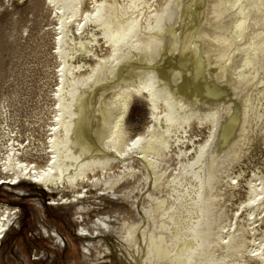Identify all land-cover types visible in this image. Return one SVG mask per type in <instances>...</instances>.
Listing matches in <instances>:
<instances>
[{
    "label": "rangeland",
    "instance_id": "374dc122",
    "mask_svg": "<svg viewBox=\"0 0 264 264\" xmlns=\"http://www.w3.org/2000/svg\"><path fill=\"white\" fill-rule=\"evenodd\" d=\"M103 1L84 0L81 14L68 24L67 41L70 47L80 39L87 46V52H79L74 58L68 57V64L73 70V74H67L70 79L88 76L98 61L110 55V47L101 29L93 22L84 21L96 10V5ZM106 1L112 5H108L105 20L113 21V15L118 14L117 7H114L116 4L122 7L125 14L133 15L131 5L136 0ZM142 1L145 2L141 7L145 11L144 21L156 10L167 13L177 0ZM220 1L225 6L224 17L217 19L213 15L209 18L212 25L221 27L224 33L233 34L236 46L226 51V56H236L235 73L241 78L237 83L240 89L238 92L232 89L231 97L215 99L213 105L196 109L200 116L209 110L220 111L217 128L213 129L211 122L194 118L191 126L179 128L172 134L169 148L165 150L166 156L158 158L155 170L137 160L131 169L119 164L109 171L99 170L90 174L89 180L79 182L80 185L60 191L62 186L60 189L57 186L40 188L25 178L14 180V177L23 171L25 165L44 168L49 164L57 108L56 95L61 87L63 69L58 44L62 37V11L49 0H0V207L13 209L19 224L16 232L2 245L5 264H41L38 261L43 255H47V258L42 264H51L52 255L56 258L54 264H88L83 259L85 242L80 236L82 230L89 234L106 233V242L102 245L94 242L91 247L90 259L93 264H127L128 257L121 254L118 238L126 240L128 233L132 238L133 229L152 231L156 248L160 245L159 235L165 233L163 237L168 238L167 247L173 251L171 256L176 255L180 238H184L180 247H192L194 239L187 236L185 230H192L189 225L197 222L199 215L194 214L191 218L190 213L196 212L198 208L205 210L206 205H195L190 201L195 196L193 190H197L193 187V183H197L195 179L182 186L179 182L190 174L189 167L200 148L208 144L213 132L218 131V127L226 122V117L237 103L246 105L248 109L243 116L245 128L240 132L243 137H239L240 142L235 145L232 153L226 154L216 190L204 195L212 198L217 206L215 215L205 220V223L213 226L215 239L219 238V242H222L221 247H214L217 257H223L228 263L264 264V258L254 249L264 240V195L255 203L249 202L251 183L260 184L258 179H264V62L255 67L244 61L256 34L264 40V0L262 7L256 0ZM220 21L221 24H218ZM246 21L248 25L254 26L243 29L241 25ZM79 22L80 27H83L81 30ZM261 45L264 48V41ZM164 60V56L160 58L161 63ZM182 90L180 88L182 95L190 93L189 89H185L186 93ZM151 113L149 103L142 96L136 95L126 118L130 139L136 140L146 135L155 124ZM212 143L210 150L218 151L221 144L219 139L215 137ZM237 150V162L233 163ZM207 159H203V162L206 163ZM199 166L196 167L198 171ZM154 172L161 176L157 182L154 179L157 174ZM180 194H186V205L185 200L179 199ZM219 214L223 215L220 217ZM177 215L183 224H179L177 219V223L173 224L176 222L174 216ZM165 220L171 224V229ZM107 223H115L116 226L107 228ZM52 230L63 235L66 248L61 246L59 249L60 245ZM176 231L178 233L175 236ZM107 244L110 249L106 247ZM19 249L27 262L9 260L10 256H17ZM230 252L236 256L230 257ZM226 255L228 258H225ZM156 261L170 264L167 263L169 260Z\"/></svg>",
    "mask_w": 264,
    "mask_h": 264
},
{
    "label": "bare ground",
    "instance_id": "6f19581e",
    "mask_svg": "<svg viewBox=\"0 0 264 264\" xmlns=\"http://www.w3.org/2000/svg\"><path fill=\"white\" fill-rule=\"evenodd\" d=\"M49 1L59 6L62 11L60 16L62 37L58 44L59 55L63 61L61 87L56 95L57 108L50 144L51 156L49 164L44 168L25 165L21 173L15 174L14 180L22 177L37 187L50 189L57 186L60 189L62 186L60 191H63L80 185L79 182L89 180L90 174H95L99 170L102 172L112 170L119 164L131 169L134 161L138 160L147 168L155 170L159 162L158 158L166 156L165 150L169 148V139L177 129L191 126L194 118L211 122L213 129L217 128L216 121L220 111L209 110L200 116L196 109L200 106L213 105L215 99L225 100L231 97L232 89L236 92L240 89L238 84L241 78L238 73H235L236 56H226V51L236 44L233 34L224 33L221 27L212 25L209 18L213 15L217 19L224 17L226 10L220 0H177L178 2L175 0L176 4L174 7L171 5L169 8L172 7V9H168L167 13L156 10L144 21L145 11L141 7L145 2L142 0H133L134 3L131 5L134 10L133 15L125 14L122 7L114 4L118 14L113 15V21L105 20L108 5L112 4L104 0L96 5V10L84 21L93 22L101 29V34L110 47V55L107 59L98 61L88 76L71 79L67 74H73V70L67 59L74 58L79 52H87V46L80 39L77 44L70 47L67 41V29L68 24L81 14L84 0ZM257 1L260 2V6L263 4L262 0H256V3ZM262 6L264 8V4ZM218 24H221V21ZM80 26L81 22L78 24L79 30L83 28ZM251 26L254 25H248V21L241 25L243 29L251 28ZM258 36L260 35L257 33L255 39L253 38L254 42L248 48L247 59L244 60L255 67L264 62L262 54L264 48L261 45L264 40L259 39ZM94 39L96 40L95 37ZM211 54L215 56L212 57ZM163 56L165 60L161 63L160 58ZM180 88L185 93V89H189L190 93L182 95ZM136 95L142 96L149 103L155 124L148 129L146 135L133 140L130 139L131 134L126 118ZM247 110L246 105L237 103L234 106L226 117V122L218 127V131L213 132L208 144L200 148L189 167L190 176L183 177L179 182L182 186V184L190 183L191 179H195L197 183H193V187L197 190H193L195 196L190 198V201L195 205H206L205 210L198 208L196 212L190 213L191 218L194 214L199 215L197 222L191 223L192 225L189 222L192 230L184 229L187 236L194 239V245L182 248L180 242L184 238H180L178 247L173 244L177 247L176 255L171 256L173 251L167 247L166 239L168 238L163 237L165 233L162 234V232L159 235L161 236L160 245L156 248L152 231L133 229L132 238L129 233L126 240L122 237L118 238L121 254L123 257H128L127 264H160L156 259L169 260L167 263L170 264H236L235 261L228 263L223 257L219 258L215 255L217 253L214 247L217 245L221 247L222 242H219V238L215 239L213 226L206 224L205 220L215 215L217 206L212 198L204 197V195L216 190L220 174L224 169L226 154L232 153L235 145L240 142L239 137H243L240 132H243L245 128L246 122L243 116ZM215 137L221 144L218 151H211ZM238 151L234 153L233 163L239 154ZM206 158L208 159L204 163L203 159L206 160ZM199 164L198 171L196 167ZM154 173L157 174V178L154 177L157 182L161 176L157 172ZM258 180L260 184L251 183L249 197L251 203L257 202L264 195V179ZM186 194H180L181 198H179L185 200V205L188 203V200L184 199ZM180 205L183 206L182 203ZM222 215L219 214L220 217ZM177 217L178 215L174 216V219L176 220ZM177 220L173 224L177 223ZM181 223L180 221L179 224ZM168 224L170 228L171 224ZM18 226L15 211L8 207L3 209L0 207V264L6 262L1 250L2 245L11 234L16 232ZM106 226L111 228L116 225L107 223ZM178 231L174 232V235ZM51 232L57 244L60 245L59 249L62 248L61 246L66 248L67 244L63 235L57 230ZM105 234V232L89 234L86 230H82L80 236L85 242L83 259L88 264H93L90 259L93 243L102 245L106 242ZM106 247L110 249L108 244ZM254 249L264 258V240ZM229 256L235 257L236 254L230 252ZM45 258L47 255H43L38 262L44 263ZM225 258H228V255ZM9 260L27 262L20 249L17 256L15 258L10 256ZM55 260V256L52 255L50 263L54 264Z\"/></svg>",
    "mask_w": 264,
    "mask_h": 264
}]
</instances>
